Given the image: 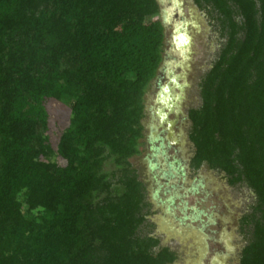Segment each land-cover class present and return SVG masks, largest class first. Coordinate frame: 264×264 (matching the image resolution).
I'll return each instance as SVG.
<instances>
[{
	"label": "trees",
	"instance_id": "obj_1",
	"mask_svg": "<svg viewBox=\"0 0 264 264\" xmlns=\"http://www.w3.org/2000/svg\"><path fill=\"white\" fill-rule=\"evenodd\" d=\"M194 1L227 41L189 111L192 166L254 192L240 264H264V0ZM159 14L157 0H0V264L177 261L140 235L149 204L129 162L163 60ZM51 100L71 111L56 148Z\"/></svg>",
	"mask_w": 264,
	"mask_h": 264
},
{
	"label": "rangeland",
	"instance_id": "obj_2",
	"mask_svg": "<svg viewBox=\"0 0 264 264\" xmlns=\"http://www.w3.org/2000/svg\"><path fill=\"white\" fill-rule=\"evenodd\" d=\"M178 1L182 3L184 17L188 21L190 19L194 20L199 25V35L196 34L195 38L197 45L196 55L193 64L189 66L190 72L187 74V81L190 87L187 90V102L183 105L184 113L188 115L190 110L201 107V84L219 59L227 38L221 33L220 23L215 19L217 15L212 14L210 9L200 8L194 0ZM163 9L167 12L173 10L171 8L169 10L165 3H163ZM149 89H153L152 83ZM47 110L49 112L47 135L51 140L52 146L56 148L61 133L70 124L71 111L65 104L56 100L49 102ZM146 114H148L147 111ZM191 127L192 124L188 121L186 125L187 135L191 132ZM146 141L141 140V152L129 161L131 167L145 185L146 202L149 204L144 211L148 214L146 222L140 228V235L154 237L159 240L158 249L169 248L176 253L178 260L175 264H240L242 252L252 240L254 233V225L243 221L253 214L259 218V214L254 211V207L257 204L254 192L244 184L230 185L225 173L213 170L208 165H203L201 169L203 175L212 179L215 187L222 189L226 198H229V200H226V204L231 213L230 219L234 226L231 241L227 246V253L217 257V248L214 245L206 244L203 240V235L198 232V226L201 219L206 221V216L210 212L219 210L220 204L212 199H209V202H202L204 196L199 195L188 198L186 200L187 206L183 201H176L172 206L162 209L155 198V191L151 185L150 177L152 172L148 168V161H144ZM193 147L188 144V153L193 154L195 152ZM56 161L61 160L57 159ZM148 171L150 172L149 175ZM119 172L120 168L116 165L113 158L106 161L103 174L107 175L109 180L116 181L117 176L114 177L113 174L118 175ZM197 173L194 171L190 176V180ZM194 209L203 212L200 214V218L195 215ZM188 224L193 226L190 227Z\"/></svg>",
	"mask_w": 264,
	"mask_h": 264
},
{
	"label": "flooded vegetation",
	"instance_id": "obj_3",
	"mask_svg": "<svg viewBox=\"0 0 264 264\" xmlns=\"http://www.w3.org/2000/svg\"><path fill=\"white\" fill-rule=\"evenodd\" d=\"M157 1L160 6V19L165 30V41L163 60L158 74L152 82L153 89H149L150 91L148 90L146 94L145 104L148 114L143 120V140L147 139L144 161H148V168L152 172L150 177L152 183H150L155 191V198L162 209L172 206L176 201H183L187 206L188 198L199 195L204 196L202 202H209V199H212L220 204L219 210L210 212L206 216V221L200 220L198 232L203 235V240L207 245L211 244L217 248L216 256L221 257L228 251L227 246L231 241L234 228L230 219L231 213L226 204V200L229 198H226L222 189L215 187L212 179L203 175V171H201L203 166L198 170L193 168L192 162L195 153L190 154L187 149L188 144L194 146L190 140V133L187 135L186 132V125L190 118L189 114L184 113L183 108L187 102V90L190 87L187 74L190 72L189 66L193 64L196 55L195 38L199 33V25L194 20L188 21L184 17L181 1ZM163 3L169 10L170 8L173 10L171 12L164 11ZM179 30L187 34L191 41L186 50L177 48L176 39L180 37ZM168 86L171 87V94L175 99L172 104H176L180 96H182V100L175 106L174 113L167 110L168 117L162 119L157 115L160 108L158 98ZM194 171L198 173L190 180ZM194 211L195 215L200 218V214L203 212H199L197 209ZM188 226L192 227L193 225L188 224Z\"/></svg>",
	"mask_w": 264,
	"mask_h": 264
},
{
	"label": "water",
	"instance_id": "obj_4",
	"mask_svg": "<svg viewBox=\"0 0 264 264\" xmlns=\"http://www.w3.org/2000/svg\"><path fill=\"white\" fill-rule=\"evenodd\" d=\"M180 34V37L176 39V45L179 50H186L188 46L190 45L191 41L188 39L187 34L183 33L181 30L178 31ZM171 87L168 86L164 90V93L161 94L158 98V104L160 105V108L157 111V115L165 119V117H168V114L166 113L167 110H169L170 113H174L175 106L178 105L177 103L182 100V96H180L176 102V104H172L175 99L171 94Z\"/></svg>",
	"mask_w": 264,
	"mask_h": 264
}]
</instances>
